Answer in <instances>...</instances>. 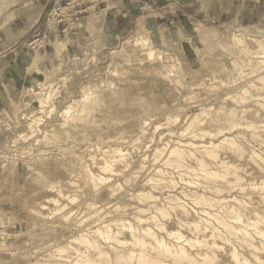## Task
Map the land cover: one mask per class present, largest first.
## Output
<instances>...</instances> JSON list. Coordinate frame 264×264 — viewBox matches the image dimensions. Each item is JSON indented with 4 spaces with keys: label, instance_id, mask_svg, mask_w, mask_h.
<instances>
[{
    "label": "clouds",
    "instance_id": "obj_1",
    "mask_svg": "<svg viewBox=\"0 0 264 264\" xmlns=\"http://www.w3.org/2000/svg\"><path fill=\"white\" fill-rule=\"evenodd\" d=\"M0 264H264V0H0Z\"/></svg>",
    "mask_w": 264,
    "mask_h": 264
}]
</instances>
